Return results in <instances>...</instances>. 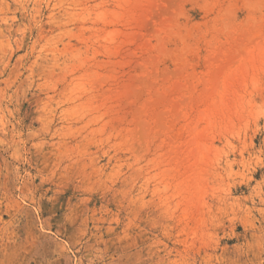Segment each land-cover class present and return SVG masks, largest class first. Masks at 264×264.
Segmentation results:
<instances>
[{
	"label": "rangeland",
	"instance_id": "1",
	"mask_svg": "<svg viewBox=\"0 0 264 264\" xmlns=\"http://www.w3.org/2000/svg\"><path fill=\"white\" fill-rule=\"evenodd\" d=\"M0 264H264V0H0Z\"/></svg>",
	"mask_w": 264,
	"mask_h": 264
}]
</instances>
